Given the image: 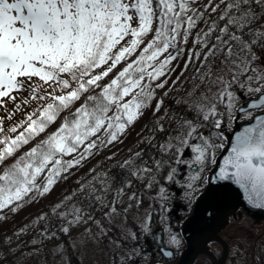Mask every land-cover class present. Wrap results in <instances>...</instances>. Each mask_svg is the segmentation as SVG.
<instances>
[{"label": "snow or ice", "instance_id": "1", "mask_svg": "<svg viewBox=\"0 0 264 264\" xmlns=\"http://www.w3.org/2000/svg\"><path fill=\"white\" fill-rule=\"evenodd\" d=\"M69 182L0 264H216L205 230L264 212V0H0V221Z\"/></svg>", "mask_w": 264, "mask_h": 264}, {"label": "rangeland", "instance_id": "2", "mask_svg": "<svg viewBox=\"0 0 264 264\" xmlns=\"http://www.w3.org/2000/svg\"><path fill=\"white\" fill-rule=\"evenodd\" d=\"M147 117L144 120H141L136 127L133 129V131L131 132V134L124 140L123 145H119L118 147H120L122 150L132 146L135 142L136 139V132H138L140 130V128L143 126V124L146 122ZM64 189L61 187V185L56 189L55 192L52 193L51 196L47 197L41 204H33L29 207H26L21 213L15 215L13 217V215L10 213L9 214V219L8 221H0V235H3L5 233V231H12L14 230L16 227H19L20 225L24 224L27 222L26 219H24L25 216H28L29 213H35L38 209H40L42 207L43 203H48L51 200H54L56 198V196H58ZM31 217L28 216V219H30ZM246 221V220H245ZM225 234H229V235H234L235 230L233 227L229 226L228 228H226L225 230ZM96 251L97 249H93V248H89L86 252L85 255V259L87 260V262L91 263L94 262L95 264H97V262L99 261L101 264V260L96 258Z\"/></svg>", "mask_w": 264, "mask_h": 264}, {"label": "water", "instance_id": "3", "mask_svg": "<svg viewBox=\"0 0 264 264\" xmlns=\"http://www.w3.org/2000/svg\"><path fill=\"white\" fill-rule=\"evenodd\" d=\"M238 123H239V121H238ZM218 159H222V156L218 157ZM245 208H246V205L242 201L240 203L236 204V211H238L239 214L243 212V213L247 214L248 216H250L255 222L260 221V219L264 220V212H261L259 210H255V209L245 211ZM230 214L231 213L229 212L227 219H224L222 217L221 220L216 225H214L213 227H211L209 229H206L204 232V235L201 237V240L203 242L202 246L204 249L207 250V252H208L207 243L209 242V239H210V241H219L223 244L222 255H221L220 259L218 261H216V264H224L226 257H227V254H228L227 244L219 236L218 233L228 223V219H229ZM154 240L157 244L160 243V240L156 239L155 237H154ZM199 255H201V254L196 250L190 251L184 257V264H192Z\"/></svg>", "mask_w": 264, "mask_h": 264}, {"label": "flooded vegetation", "instance_id": "4", "mask_svg": "<svg viewBox=\"0 0 264 264\" xmlns=\"http://www.w3.org/2000/svg\"><path fill=\"white\" fill-rule=\"evenodd\" d=\"M243 220H248V217L242 215H238L236 218H232V221H243ZM231 221V222H232ZM234 224V230L236 231L234 233V235H229L227 234V236L225 235V233H223L224 230H222L220 232L221 236L225 239V241L227 242V245H228V249L230 250V248L232 247V243H233V238L238 236L239 233H242V232H245L247 231L246 228L244 227V224L243 223H233ZM249 234L250 232L247 231ZM254 231L252 230V233ZM217 249L220 250V254H217ZM209 250L210 252L212 253V255H210L212 257V259H217L220 257L221 255V250H222V247L219 243L217 242H212L210 244V247H209ZM207 259V257H200L198 258V260L194 263V264H205V260Z\"/></svg>", "mask_w": 264, "mask_h": 264}, {"label": "bare ground", "instance_id": "5", "mask_svg": "<svg viewBox=\"0 0 264 264\" xmlns=\"http://www.w3.org/2000/svg\"><path fill=\"white\" fill-rule=\"evenodd\" d=\"M243 224H244V227L246 228V230L250 232V234L252 233V230L259 232L260 228L264 227V222H262L261 219L258 222H255L254 220H247ZM211 243L208 242L207 246L210 247ZM221 247H222V245H221ZM222 250H223V247H222ZM201 257H206V256L201 255ZM76 262H77V260H76Z\"/></svg>", "mask_w": 264, "mask_h": 264}, {"label": "trees", "instance_id": "6", "mask_svg": "<svg viewBox=\"0 0 264 264\" xmlns=\"http://www.w3.org/2000/svg\"><path fill=\"white\" fill-rule=\"evenodd\" d=\"M70 183H71V182H69L68 185L62 184V187H63V188L69 187V186H70ZM148 239H149V241H148V242L146 241L145 247L148 248L149 250H153V249H155V246H154L153 242L151 241V238L148 237ZM231 251H232V249H231ZM232 259H233V258H232V255L230 254L229 259H228V263H227V264H231ZM74 264H80V262H79L78 260H77V262H76V259L74 258ZM83 264H88V263L86 262L85 259H84V261H83ZM90 264H91V263H90Z\"/></svg>", "mask_w": 264, "mask_h": 264}]
</instances>
